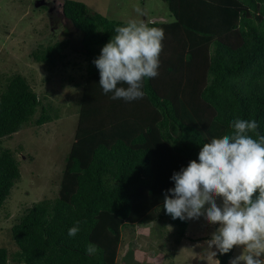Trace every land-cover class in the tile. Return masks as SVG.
I'll list each match as a JSON object with an SVG mask.
<instances>
[{
  "label": "trees",
  "instance_id": "16d2710c",
  "mask_svg": "<svg viewBox=\"0 0 264 264\" xmlns=\"http://www.w3.org/2000/svg\"><path fill=\"white\" fill-rule=\"evenodd\" d=\"M42 1L39 7L48 8V0ZM162 1L170 18L147 21L165 33L159 75L145 80L142 99L127 102L103 92L93 63L114 29L127 21L107 18L79 0H63L62 14L78 38L40 45L31 56L48 70L67 50L82 56L74 140L57 196L25 209L10 230L17 249L1 246L0 264H118L123 234L155 221L173 225L179 244L188 220L173 219L163 207L166 191L175 186L173 173L198 162L203 144L230 132L237 117L255 119L264 135V0ZM39 106V95L24 75L5 78L0 207L20 177L15 151L2 147L4 138L30 122L40 126L58 118L41 106L34 119ZM77 221L80 231L70 237ZM89 243L98 246L95 255L86 254ZM234 248L216 251L218 264H227Z\"/></svg>",
  "mask_w": 264,
  "mask_h": 264
},
{
  "label": "rangeland",
  "instance_id": "374dc122",
  "mask_svg": "<svg viewBox=\"0 0 264 264\" xmlns=\"http://www.w3.org/2000/svg\"><path fill=\"white\" fill-rule=\"evenodd\" d=\"M79 1L86 3L91 11L114 20L165 21L169 13L162 0ZM62 2L54 0L47 3L48 8H42L34 7L35 0H0V90L7 76L19 72L39 95L47 113L58 114V118L40 126L30 122L2 142L3 148L15 151L20 169L19 179L0 207V247L5 246L9 252L17 249L10 239L11 227L25 209L41 199L57 196L65 158L74 140L85 74L82 56L66 49L67 56L62 62L58 60L51 70L31 56L40 45L44 48L56 40L78 38L62 14ZM137 7L142 9L143 16L137 14ZM41 106L34 119L40 115ZM217 203L222 204V200L217 198ZM219 226L208 223L203 216L188 220L186 234L179 244L175 242L174 226L166 221L137 227L133 234L122 233L117 263L218 264L211 253L217 250L208 249L205 241L211 239ZM241 252L242 248L235 247L230 260Z\"/></svg>",
  "mask_w": 264,
  "mask_h": 264
},
{
  "label": "clouds",
  "instance_id": "9594fccd",
  "mask_svg": "<svg viewBox=\"0 0 264 264\" xmlns=\"http://www.w3.org/2000/svg\"><path fill=\"white\" fill-rule=\"evenodd\" d=\"M135 11L144 15L139 7ZM114 31L93 61L99 70V85L105 94L112 93L113 100L142 99L145 80L159 75L164 30L150 27L143 19H129ZM229 128L230 132L203 144L198 162L192 160L173 173L175 186L166 191L163 207L173 219L203 216L210 224L218 223L205 243L220 254L242 248L230 264H264V135L258 132L255 119L237 117ZM217 198L222 204L218 205ZM79 225L77 221L68 230L70 237L77 235ZM98 251L92 243L85 249L87 255Z\"/></svg>",
  "mask_w": 264,
  "mask_h": 264
},
{
  "label": "water",
  "instance_id": "95a60500",
  "mask_svg": "<svg viewBox=\"0 0 264 264\" xmlns=\"http://www.w3.org/2000/svg\"><path fill=\"white\" fill-rule=\"evenodd\" d=\"M41 4H44V2L42 0H38L35 2V7L40 6Z\"/></svg>",
  "mask_w": 264,
  "mask_h": 264
},
{
  "label": "crops",
  "instance_id": "0c3cea01",
  "mask_svg": "<svg viewBox=\"0 0 264 264\" xmlns=\"http://www.w3.org/2000/svg\"><path fill=\"white\" fill-rule=\"evenodd\" d=\"M196 240V239H195ZM181 242V241H180ZM143 262H145V261H143ZM139 264H142L141 262H138Z\"/></svg>",
  "mask_w": 264,
  "mask_h": 264
},
{
  "label": "flooded vegetation",
  "instance_id": "af4514ba",
  "mask_svg": "<svg viewBox=\"0 0 264 264\" xmlns=\"http://www.w3.org/2000/svg\"><path fill=\"white\" fill-rule=\"evenodd\" d=\"M51 1H53V2H54V0H51ZM51 1H48L47 3L51 2Z\"/></svg>",
  "mask_w": 264,
  "mask_h": 264
}]
</instances>
